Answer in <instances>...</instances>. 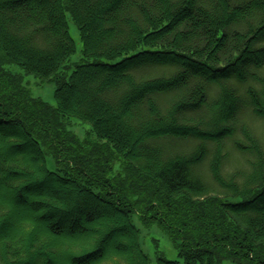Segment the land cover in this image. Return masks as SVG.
<instances>
[{"label": "trees", "instance_id": "obj_1", "mask_svg": "<svg viewBox=\"0 0 264 264\" xmlns=\"http://www.w3.org/2000/svg\"><path fill=\"white\" fill-rule=\"evenodd\" d=\"M134 216L264 264V0H0V264H150Z\"/></svg>", "mask_w": 264, "mask_h": 264}, {"label": "rangeland", "instance_id": "obj_2", "mask_svg": "<svg viewBox=\"0 0 264 264\" xmlns=\"http://www.w3.org/2000/svg\"><path fill=\"white\" fill-rule=\"evenodd\" d=\"M67 23L69 34L74 40L76 47V52L72 55L69 62L70 68L67 69V72L70 74L76 63H85V60L81 51L82 44L78 28L68 12ZM5 67L12 72L20 73L23 75V82L29 88L31 94L34 97H39L50 104H55V84L53 82L41 81L38 77L32 74L25 73L23 68L19 67L15 63L7 64L5 65ZM80 124L81 125L78 126L76 132L83 136L85 134H83V132L85 131V129H89L90 125L85 122ZM133 222L140 229L141 247L145 254L149 257L150 264H157L156 257L158 251L162 252L166 259H178L177 251L174 249L172 243L160 228L156 226L150 229L144 228L138 220L137 216L133 217Z\"/></svg>", "mask_w": 264, "mask_h": 264}]
</instances>
